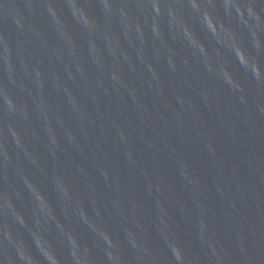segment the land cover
<instances>
[{"label":"water","instance_id":"1","mask_svg":"<svg viewBox=\"0 0 264 264\" xmlns=\"http://www.w3.org/2000/svg\"><path fill=\"white\" fill-rule=\"evenodd\" d=\"M0 264H264V0H0Z\"/></svg>","mask_w":264,"mask_h":264}]
</instances>
